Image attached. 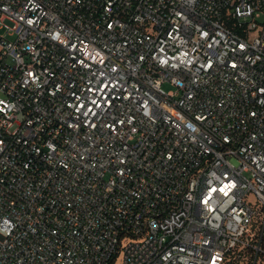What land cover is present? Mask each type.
<instances>
[{"label": "built area", "instance_id": "built-area-1", "mask_svg": "<svg viewBox=\"0 0 264 264\" xmlns=\"http://www.w3.org/2000/svg\"><path fill=\"white\" fill-rule=\"evenodd\" d=\"M0 264H264V0H0Z\"/></svg>", "mask_w": 264, "mask_h": 264}, {"label": "rangeland", "instance_id": "rangeland-1", "mask_svg": "<svg viewBox=\"0 0 264 264\" xmlns=\"http://www.w3.org/2000/svg\"><path fill=\"white\" fill-rule=\"evenodd\" d=\"M162 88H163L165 91H169V90L175 89L172 85L167 84V83L163 84V85H162Z\"/></svg>", "mask_w": 264, "mask_h": 264}]
</instances>
